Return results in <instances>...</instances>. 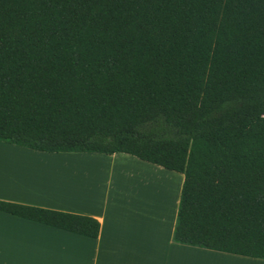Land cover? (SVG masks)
I'll list each match as a JSON object with an SVG mask.
<instances>
[{
	"label": "trees",
	"instance_id": "1",
	"mask_svg": "<svg viewBox=\"0 0 264 264\" xmlns=\"http://www.w3.org/2000/svg\"><path fill=\"white\" fill-rule=\"evenodd\" d=\"M0 142L180 173L172 241L264 260V0H0Z\"/></svg>",
	"mask_w": 264,
	"mask_h": 264
},
{
	"label": "crops",
	"instance_id": "2",
	"mask_svg": "<svg viewBox=\"0 0 264 264\" xmlns=\"http://www.w3.org/2000/svg\"><path fill=\"white\" fill-rule=\"evenodd\" d=\"M71 158L97 165H70ZM156 176L173 189L160 188ZM182 182V174L127 154L44 153L0 142V201L100 224L91 239L0 212V264H264L174 243Z\"/></svg>",
	"mask_w": 264,
	"mask_h": 264
},
{
	"label": "bare ground",
	"instance_id": "3",
	"mask_svg": "<svg viewBox=\"0 0 264 264\" xmlns=\"http://www.w3.org/2000/svg\"><path fill=\"white\" fill-rule=\"evenodd\" d=\"M86 161V162H85ZM92 162L94 163V161H90V160H82L81 162H78V163H86V164H92ZM130 167V166H129ZM130 169V168H129ZM125 171V170H124ZM127 172H129V171H127ZM138 172V171H137ZM132 173V172H131ZM127 174V173H126ZM129 174V173H128ZM140 174V173H139ZM144 174H146V173H144ZM131 176H133V175H131ZM138 176V175H137ZM136 176V177H137ZM149 176H151V175H149ZM133 177H135V176H133ZM151 177H153V175L151 176ZM155 177V176H154ZM135 179V178H134ZM148 180V179H147ZM151 180V179H150ZM155 181H153V182H155L156 184H161L162 185V187H164V186H166V187H171V186H173L172 185V183H171V180H167L166 178L165 179H163V178H158V176H156V179H154ZM135 181V180H134ZM149 181V180H148ZM170 181V182H169ZM136 182H138V181H136ZM147 182V181H146ZM151 182V181H150ZM148 183V182H147ZM151 184H153V183H151ZM143 185V184H142ZM128 186V185H127ZM138 186V185H137ZM146 186H147V184H146ZM152 186H154V185H152ZM142 187V186H141ZM160 188H161V186H160ZM172 189H173V187H172ZM172 191V190H171ZM162 192V191H161ZM168 192H166V194H167ZM170 194V193H169ZM171 195H173V194H171Z\"/></svg>",
	"mask_w": 264,
	"mask_h": 264
},
{
	"label": "rangeland",
	"instance_id": "4",
	"mask_svg": "<svg viewBox=\"0 0 264 264\" xmlns=\"http://www.w3.org/2000/svg\"><path fill=\"white\" fill-rule=\"evenodd\" d=\"M82 160H78V159H74V158H71V159H69L67 162H70L69 164L70 165H74V164H76L75 162H81ZM86 162V161H85ZM83 164H86V163H83ZM94 165H97V163L94 161V163L92 162V164H89V165H85V167L84 168H93V166ZM88 166V167H87ZM158 178H163V177H158ZM163 179H165V178H163ZM168 180V179H167ZM170 182V181H169ZM172 183V182H171ZM172 185H173V183H172ZM158 186H162L161 184H159ZM165 187V186H164ZM171 187H173V186H171Z\"/></svg>",
	"mask_w": 264,
	"mask_h": 264
}]
</instances>
